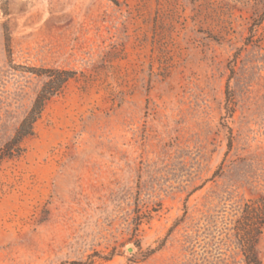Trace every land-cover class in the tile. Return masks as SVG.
<instances>
[{
    "label": "rangeland",
    "instance_id": "1",
    "mask_svg": "<svg viewBox=\"0 0 264 264\" xmlns=\"http://www.w3.org/2000/svg\"><path fill=\"white\" fill-rule=\"evenodd\" d=\"M115 1L0 0V146L73 73L0 164V264H264V0Z\"/></svg>",
    "mask_w": 264,
    "mask_h": 264
},
{
    "label": "trees",
    "instance_id": "2",
    "mask_svg": "<svg viewBox=\"0 0 264 264\" xmlns=\"http://www.w3.org/2000/svg\"><path fill=\"white\" fill-rule=\"evenodd\" d=\"M116 4L115 0H110ZM9 49L7 50V52ZM33 72V71H32ZM38 76H45L46 81L36 94L31 107L21 119L12 136L0 146V164L5 159H12L22 154V141L34 134V124L40 118L46 103L60 92L62 87L73 77V73L65 70H43L35 71ZM243 219L255 220L260 224L263 223L264 217V198L257 200L253 205H246L244 208ZM253 256V255H251ZM255 264H260L254 259ZM74 264V263H61Z\"/></svg>",
    "mask_w": 264,
    "mask_h": 264
}]
</instances>
